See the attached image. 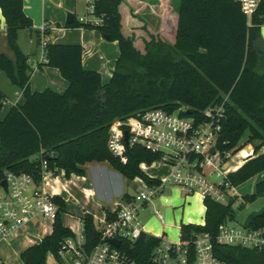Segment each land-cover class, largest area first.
Instances as JSON below:
<instances>
[{
	"label": "trees",
	"instance_id": "obj_1",
	"mask_svg": "<svg viewBox=\"0 0 264 264\" xmlns=\"http://www.w3.org/2000/svg\"><path fill=\"white\" fill-rule=\"evenodd\" d=\"M6 20L7 40L15 61L0 53V70L22 91L24 101L15 104L0 121V175L6 171L27 173L42 183V163L56 174L84 176L88 163L107 162L128 180L141 179L152 186L159 181L141 169L162 159L141 146L128 150L127 164L121 163L107 147L111 124L147 109L202 119L212 106L225 104L220 121L219 145L223 151L239 153L252 146L254 157L229 175L240 187L264 173V0L248 23L239 0H180L175 12L162 17L158 29L143 18L146 5L140 0H95L94 16L99 24L75 18L67 28L98 30L118 42L120 56L108 84L101 74L83 67L81 45L49 44L46 62L39 67L56 68L68 82L63 94L50 89L32 92L29 56L19 46L20 30H33V21L23 0H0ZM33 32V31H32ZM49 33V28L44 35ZM41 43V32H33ZM7 95L0 89V110ZM249 133L241 146L244 135ZM264 197V179L255 193L246 195L239 209ZM131 196L124 200L129 202ZM59 211L50 236L21 253L24 264H46L48 253L57 254L61 243L74 233L63 224L66 202L54 197ZM237 199L227 204L205 200V225H182L181 241L192 242L196 235L209 234L215 256L229 264H264V251L218 244L220 227L236 220ZM108 213V218L112 215ZM82 227L89 247L99 231L94 217L85 213ZM245 226L264 227V208L251 214ZM160 244L154 236L143 235L129 254L139 264H152V252Z\"/></svg>",
	"mask_w": 264,
	"mask_h": 264
},
{
	"label": "built area",
	"instance_id": "obj_2",
	"mask_svg": "<svg viewBox=\"0 0 264 264\" xmlns=\"http://www.w3.org/2000/svg\"><path fill=\"white\" fill-rule=\"evenodd\" d=\"M80 1L87 4V12L79 21L101 23L102 20L94 16L95 0ZM239 2L251 25L259 0ZM46 29L41 31L40 45L44 51ZM224 107L223 103L208 108L202 113V119L183 115L189 109L182 108L174 113L147 109L113 121L107 147L114 157L127 164L128 150L141 146L153 154L162 155V159L152 166H168L171 171L158 184L146 185L126 205L110 212L111 219L107 213L98 224L99 236L92 247L87 244L83 227L73 237L65 239L54 255L55 264H139L128 251L135 248L143 235H149L140 220V209L164 194L168 187L181 189L190 196L199 195L204 204L206 199L223 204L237 199L240 196L238 187L229 181V175L237 170L230 164L242 150L235 154L220 148V121L224 117ZM252 157L253 149L243 160ZM140 167L147 171L149 166L141 164ZM42 171V182L53 175L46 160L42 163ZM53 199L54 195L37 184L30 174L6 171L0 175V243L17 239L22 228L35 222L44 226L52 223L53 229L59 211ZM156 215L163 219L160 211ZM156 238L160 244L152 252V264H229L215 256L209 234L196 235L192 242ZM112 241H119L120 246L116 247ZM216 241L223 246L264 251V227L248 228L245 224L227 222L220 227ZM0 264H6L1 257Z\"/></svg>",
	"mask_w": 264,
	"mask_h": 264
},
{
	"label": "crops",
	"instance_id": "obj_3",
	"mask_svg": "<svg viewBox=\"0 0 264 264\" xmlns=\"http://www.w3.org/2000/svg\"><path fill=\"white\" fill-rule=\"evenodd\" d=\"M146 5L143 13V18L153 28L158 29L163 16L175 12L178 8L180 0H140ZM78 2V0H75ZM74 0H23V8L25 14L33 21V32H41L43 28L48 27L49 33L44 37V40L49 44H66V45H81L83 51V67L87 71H95L101 74L102 83L106 85L109 83L112 73L115 69L116 63L120 56V49L118 42H111L105 39V36L98 30H90L83 28H67V18L72 11L76 9ZM77 20L76 14H73ZM31 30H20L18 43L22 52L29 56V66L31 68L30 88L32 92H44L48 89L63 94L68 88V82L62 77L61 72L56 68L47 66L39 67L40 64L46 62L45 51L38 47V40ZM30 37L32 44L25 45L23 43V36ZM40 45V44H39ZM0 53L7 55L12 61H15V54L10 49L7 40L6 20L0 9ZM9 78L0 70V89L7 95V101L0 110V121H3L11 108L15 104L23 103L24 97L22 91L16 89L14 98H9V91L11 89ZM12 84V83H11ZM13 85V84H12ZM251 152V151H250ZM249 152V153H250ZM107 162L88 163L84 166V176L71 175L66 176L65 171L61 169L56 170V174L48 176L45 181L41 183L43 188L54 195V197H61L66 202L67 214L71 211L72 201L78 203L79 210L82 214L72 225L63 224L69 228L73 233H78L82 229V217L85 213H89L94 217L96 224L106 218L107 212H114L119 207L126 205L128 202L124 200L128 193L124 192V186L117 189V193L112 197L109 193V188L113 187V182L106 178H99L100 172L107 170ZM149 168H155L158 173H149ZM170 167L160 166L158 164L149 166L145 171L150 177L160 181L170 173ZM111 179L119 182L120 176L112 172ZM132 181V180H130ZM136 183V193L143 189L146 184L141 179L132 181ZM116 187V186H115ZM167 191V192H166ZM165 193L159 196L162 205L170 206L171 219L165 221L160 210H156L148 220L144 223L146 233L154 237H165L170 241L175 239L170 236V233L177 232L178 239H181L182 225H205L206 207L201 197L198 195L190 196L185 191L174 187H168ZM120 197L121 201H116L115 198ZM133 198V196H131ZM199 198V199H198ZM153 200L150 203H154ZM149 203L145 206L147 207ZM202 208V209H201ZM160 211L163 219L160 220L156 212ZM78 213V211H76ZM75 216V214H72ZM46 227V225L44 226ZM30 230L24 227L21 232ZM170 230L172 232H170ZM47 231V230H46ZM50 231V230H49ZM45 232L43 238L38 241V237L25 236L20 242L26 249L39 244L45 237L50 236ZM48 234V235H47ZM17 238V239H18ZM21 252V253H22Z\"/></svg>",
	"mask_w": 264,
	"mask_h": 264
},
{
	"label": "rangeland",
	"instance_id": "obj_4",
	"mask_svg": "<svg viewBox=\"0 0 264 264\" xmlns=\"http://www.w3.org/2000/svg\"><path fill=\"white\" fill-rule=\"evenodd\" d=\"M76 6V9L74 11H72L70 14H76L78 19L80 18H84L85 14L87 12V4L85 2H82L80 0H78V2H75L74 0V5ZM90 19H95L90 17ZM261 38L264 41V26H262L261 28ZM23 43L26 45H35L32 44L30 37L26 36V34H24L23 38ZM38 47H40V49H42L41 45L38 44ZM9 85L11 87V89H13V91H9V98H14V92L17 89L15 86H13L11 84V82H9ZM249 133L247 132L244 135L243 138V142L241 143V146L245 144L246 140L248 139ZM253 149L252 146H246L245 149H243L242 151H247L250 152ZM264 152V149L261 151V153ZM255 156V155H254ZM239 155L237 157H234L233 161L231 162L230 166H235L237 164V161L239 160ZM107 170H103V172H100L99 178H106L109 181L111 180L113 182V187L109 188V193L111 194V196L113 197L116 193H117V189L121 188V186H124V192L130 194V196H135L136 194V183L138 182H132L130 180H128L127 178H125L124 176H122V174L118 173L117 171H115L111 166L107 165ZM112 172L115 173L116 175H119L121 178L119 180V182H116V184H114V179L112 180ZM149 173H158V170H156L155 168H149ZM264 179V173L259 175L258 177L252 179L251 181L247 182L244 185H241L240 187H238V193H239V197L237 198V203L235 205V211H236V220L234 222H232L233 224H245L247 218L253 214L256 213L260 210H262L264 208V197L258 199L256 202L254 203H248L246 204V208L243 210H240L239 207L240 205L244 202V198L246 195H251L253 193H255V188H256V184L257 182L261 181ZM116 186V187H115ZM167 192V191H166ZM199 197V196H198ZM115 198V197H114ZM159 198V197H158ZM156 198L154 203H149V205L147 207L141 208L140 209V219L145 223L148 218L154 214V212L156 210H160L165 221H169L171 219V214H170V206H166V205H162V201L160 202V200ZM199 199V198H198ZM116 201L120 200V197L115 198ZM79 205L78 203L72 201V207H71V211H68L67 214L63 215V220L64 223L67 225H72L76 219L75 218H79L80 219V215L78 214H82V211L79 210ZM202 209V208H201ZM76 211H78V213H76ZM72 214H75V216H73ZM28 227L30 230L25 231V232H21V235L18 239L13 240L10 243H0V257L2 258V260L6 263V264H24V262L21 259V252L24 249L23 245L20 244L21 240L23 238H25V236L29 235L32 237H38V241H40L41 238H43V234L47 231L48 234H50V232L52 231V223H48L46 225V227H44L43 223L40 222H35L30 224ZM47 230V231H46ZM45 231V232H44ZM173 231V230H172ZM170 230V232H172ZM47 234V235H48ZM174 233H170V236L172 238H174L175 240L178 239L177 237V232L175 235H172ZM173 241L172 242H177V241ZM46 264H55L54 262V254L52 252L48 253L47 258H46Z\"/></svg>",
	"mask_w": 264,
	"mask_h": 264
},
{
	"label": "water",
	"instance_id": "obj_5",
	"mask_svg": "<svg viewBox=\"0 0 264 264\" xmlns=\"http://www.w3.org/2000/svg\"><path fill=\"white\" fill-rule=\"evenodd\" d=\"M75 20V16L73 14L68 15L67 18V25H71ZM105 39L107 41H110V37L109 36H105ZM126 143H128V136L126 135ZM6 186V182L3 183ZM112 243L116 246L119 247L120 246V242L119 241H112Z\"/></svg>",
	"mask_w": 264,
	"mask_h": 264
},
{
	"label": "bare ground",
	"instance_id": "obj_6",
	"mask_svg": "<svg viewBox=\"0 0 264 264\" xmlns=\"http://www.w3.org/2000/svg\"><path fill=\"white\" fill-rule=\"evenodd\" d=\"M250 155L249 152L247 151H242L240 154H239V160L237 161V164L233 167L235 170H238L240 169L245 163L246 161L243 160V158H246ZM199 196V195H198Z\"/></svg>",
	"mask_w": 264,
	"mask_h": 264
}]
</instances>
